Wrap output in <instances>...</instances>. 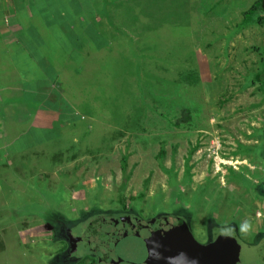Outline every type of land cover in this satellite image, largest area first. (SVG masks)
Listing matches in <instances>:
<instances>
[{
    "label": "rangeland",
    "instance_id": "374dc122",
    "mask_svg": "<svg viewBox=\"0 0 264 264\" xmlns=\"http://www.w3.org/2000/svg\"><path fill=\"white\" fill-rule=\"evenodd\" d=\"M257 1L112 0L106 5L95 51L87 46L89 51L75 55L86 67L64 70L62 77L61 86L79 110L73 135L83 143L65 147L66 138H60L49 150L63 154L40 159L38 169L13 159L8 172L15 179L9 175L8 184L18 191L22 184L30 187L27 193L36 198L35 188L40 202L23 193L11 202L15 205L1 208L0 224L46 219L43 225L57 229L86 210V218L111 216L121 205L133 204L150 216L175 209L176 203L194 208L196 234L213 211H220L214 220L233 221L226 218L246 207L242 197L253 198L248 184L264 177V164L251 160L264 121V20L246 19ZM68 3L71 13L81 8L77 0ZM95 28L89 26V33ZM91 188H99L102 203H91L97 201ZM19 230L9 229L5 241L25 249L8 248L0 264H42L51 250L46 247L52 248L48 233L20 236ZM231 250L227 261L243 259L241 248L236 254ZM84 257L76 264L90 262ZM259 257L253 264H264V248Z\"/></svg>",
    "mask_w": 264,
    "mask_h": 264
},
{
    "label": "crops",
    "instance_id": "0c3cea01",
    "mask_svg": "<svg viewBox=\"0 0 264 264\" xmlns=\"http://www.w3.org/2000/svg\"><path fill=\"white\" fill-rule=\"evenodd\" d=\"M68 1L0 0V212L2 207L7 210L15 205L11 202L22 197L23 193H26V200L40 202L37 198L40 194L35 188L33 191L38 194L36 198L32 193H27L30 187L22 184V189L18 191L14 185L8 184L9 175L15 179V174L8 172L9 166L15 165L13 159H25L22 165L31 166L35 163L38 169L40 159H56L59 154H63L51 153L49 150L58 146L60 138H66L65 147L69 144L78 148L83 143L82 139L73 135L77 131L75 127L80 126L76 117L79 110L71 103L73 96L69 90L66 91L67 87L61 86L62 77L65 78L64 70L73 67L78 72L86 67L83 57L79 60L75 55L82 50L89 51L87 46H94L95 51L97 29L103 32L104 7L112 0H90L85 4L77 0L82 9L76 7L74 13L66 10L70 7ZM89 26L97 27L94 33H89ZM77 32L79 37L83 34L89 37L79 38ZM259 144L254 146L263 150L264 137L259 138ZM100 155L103 156L97 154L96 157L104 159ZM84 157L89 159L88 155ZM98 189H90L91 195L97 199L91 203H102ZM257 196L255 193L253 198H249L245 194L242 198H247L246 207L235 209L226 218L237 221L238 231L244 239L253 237L259 230L264 231V199H258ZM213 212L218 214L220 211ZM217 220L219 223L223 221L219 217ZM34 222L17 220L14 224L1 223L0 255L4 256L8 248H18L5 241L12 233L9 229H20L17 232L20 236L25 234L24 231L40 234L42 230L39 223ZM18 246V249H25L22 244ZM46 249H51L46 253L49 257L56 250L55 244ZM4 264H7L6 260Z\"/></svg>",
    "mask_w": 264,
    "mask_h": 264
},
{
    "label": "water",
    "instance_id": "95a60500",
    "mask_svg": "<svg viewBox=\"0 0 264 264\" xmlns=\"http://www.w3.org/2000/svg\"><path fill=\"white\" fill-rule=\"evenodd\" d=\"M59 234L67 264H76L84 256L93 257L95 264H248V260L253 264L264 248V239L250 244L229 226H214L209 241L200 243L186 216L166 210L147 217L137 209L84 217ZM229 247L235 254L241 248L243 259L227 261Z\"/></svg>",
    "mask_w": 264,
    "mask_h": 264
},
{
    "label": "flooded vegetation",
    "instance_id": "af4514ba",
    "mask_svg": "<svg viewBox=\"0 0 264 264\" xmlns=\"http://www.w3.org/2000/svg\"><path fill=\"white\" fill-rule=\"evenodd\" d=\"M257 2H259V4L257 5V3H256L255 6H259V8L261 9V12L258 10V8H256V10H254V11H255V13H256L258 18L264 20V13L262 12V10H264V7L262 6L263 5L262 0H258ZM251 11H253V9ZM263 61H264V59L261 61L262 65H263ZM262 123H263L262 124L263 125V129L262 130L264 131V121ZM263 131H258L260 138L264 137V132ZM255 149H257V150L255 152H253V150H255ZM251 150H252L251 158L252 157L254 158V159H251V160H253V161L254 160H256V161L258 160V161H260V162L262 161V163H264V159H261V158H263V150L260 149V148H256V147H253ZM260 162H258V163H260ZM259 178H258V180L256 179V180L252 181L251 183H249V186H248V189H247V193H251L252 194L251 196H253L255 193H257L258 194V196H257L258 199H264V195H262V194H260L258 192V188L261 187V183L264 180V177L260 178V179ZM172 206H175V209L173 208L171 210H166V211L167 212H171V213L174 212V213L186 216V218H188L190 223H191L192 231H193V234H194L195 238L200 243L205 244V243H207L209 241L210 231H211V229L214 226H229V227H234L236 230H238L237 221L234 220V221H229L227 223H225V222L219 223L217 220H214L216 218H215L214 214H211L212 211H210L209 213L211 214V217L204 219V221L202 223V228L199 229L197 231V234H196V232L194 231L195 230V227H194L195 219H194V217L196 215V213L194 211V208L188 207V206L185 207V206L179 205L177 203L173 204ZM136 208L137 207L130 208V205L125 206V207L123 205H121V207H120V209H118V211H120L119 214H123V213H125V212H127V211H129L131 209H136ZM137 210H139V209L137 208ZM87 211L88 210H86V213H87ZM116 211H117V209H116ZM86 213L84 214V216L86 215ZM81 217H77V218L73 217V220H76L74 223H76L78 220H81ZM143 217H147V216L144 215ZM38 221H40V223H39L40 229L42 231L45 230V232L48 233V237L47 238L49 239V242L52 245L55 244V247H56V245H59V247L53 252L52 255H50L49 257L46 256V257L43 258L42 264H67L66 261L63 259L62 254H61L62 250L66 246H65V243L63 242L62 238L59 236V233H61V231L66 226H68L70 224H68V225L61 224L56 229V226H53V225H51V226L47 225V227L45 225H43L42 222H47L46 219L42 220V221L38 219ZM71 224H73V223H71ZM41 225H43V227ZM240 236H241V234H240ZM241 238L243 240H245L246 242H248L250 244H253V243L258 242L260 239H264V231H260V230L257 231L253 235V237H250L249 239H244L242 236H241ZM84 259H85V257H84ZM84 259L81 258V260H84ZM81 260L79 262H81ZM89 260H90V262H87V264H95V259L93 257H90Z\"/></svg>",
    "mask_w": 264,
    "mask_h": 264
},
{
    "label": "trees",
    "instance_id": "16d2710c",
    "mask_svg": "<svg viewBox=\"0 0 264 264\" xmlns=\"http://www.w3.org/2000/svg\"><path fill=\"white\" fill-rule=\"evenodd\" d=\"M263 2V1H262ZM258 3V2H257ZM259 4V3H258ZM256 8H258V10L261 12V9L259 8V6H255V7H253V11H251L250 13H247V18L246 19H248V20H255V21H261V22H263V20L262 19H260V18H258L257 17V15H256V13H255V11L254 10H256ZM262 12L264 13V10H262ZM256 77V79L257 80H259V76L258 75H256L255 76ZM261 88L262 89H264V78H263V80L261 81ZM189 120V116H188V113L187 112H183L182 113V117H181V122H186V121H188ZM257 149H255V150H253V152H255ZM252 152V151H251ZM263 153H264V149H263ZM261 159H264V157L263 158H261ZM262 181V180H261ZM260 190H262V192H260ZM258 192L260 193V194H262V195H264V180L262 181V183H261V187H259L258 188ZM132 207H135V205L133 206V204H131L130 205V208H132ZM83 217H85L84 215L81 217V218H83Z\"/></svg>",
    "mask_w": 264,
    "mask_h": 264
},
{
    "label": "built area",
    "instance_id": "2783aa9c",
    "mask_svg": "<svg viewBox=\"0 0 264 264\" xmlns=\"http://www.w3.org/2000/svg\"><path fill=\"white\" fill-rule=\"evenodd\" d=\"M96 180H98V178H96Z\"/></svg>",
    "mask_w": 264,
    "mask_h": 264
}]
</instances>
